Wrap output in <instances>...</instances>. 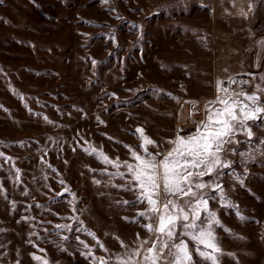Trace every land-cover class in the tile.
Wrapping results in <instances>:
<instances>
[{
    "label": "rangeland",
    "instance_id": "1",
    "mask_svg": "<svg viewBox=\"0 0 264 264\" xmlns=\"http://www.w3.org/2000/svg\"><path fill=\"white\" fill-rule=\"evenodd\" d=\"M248 4L0 0V152L15 164L0 167V264H38L31 253L48 264H89L78 251L83 246L77 235L94 246L96 256L105 258L124 251L115 237L134 246L137 233L141 238L148 235L129 222L145 206L117 204L134 200V194L112 187L123 181L114 178L109 184V176L101 171L116 169L84 149L91 144L113 159L131 160L123 145L140 151V140L131 133L141 126L167 150L166 141L177 128L184 129L181 135L195 131L193 121L204 118L203 106L215 98L218 78L247 80L249 92V85L264 89L261 76L241 66L251 58L246 28L251 22L245 20L252 19L250 12L247 18L236 13L240 8L248 11ZM258 94L264 101V91ZM186 100L200 107L187 121L183 114L189 106L181 109ZM252 131L251 141L240 134L241 143L235 146L251 159L229 154L235 161L232 170L244 178V185L225 176V189L246 219L210 201L223 225L235 234L216 230L224 252L235 253V258L223 256L221 264H264V124L255 123ZM41 150L47 152L43 161ZM15 168L20 169L19 180ZM65 186L76 193V212L68 203L70 195H57ZM71 216H79L109 251L84 233L55 229L56 224L80 227L68 219ZM65 235L67 241L61 239Z\"/></svg>",
    "mask_w": 264,
    "mask_h": 264
},
{
    "label": "snow or ice",
    "instance_id": "2",
    "mask_svg": "<svg viewBox=\"0 0 264 264\" xmlns=\"http://www.w3.org/2000/svg\"><path fill=\"white\" fill-rule=\"evenodd\" d=\"M104 3H108V0H104ZM235 3L236 0H232L233 7ZM252 7L253 5L249 3L248 11L240 8L236 14L247 18ZM259 43L264 47V39ZM246 75L254 76L253 73ZM261 80H264V76H261ZM248 84L247 80H237L232 76L227 80L218 78L215 82V98L206 101L203 106L204 118L193 121L195 131L181 135L184 129L177 128L175 136L166 141L169 145L167 150H161L160 145L148 136L141 126L136 127L131 133L140 140V151L130 145H123L128 149L131 160H120L119 157L113 159L102 148L98 149L91 144L84 149L87 154L94 156L105 166L111 165L116 169L114 172H108L105 167L101 171V174L109 176V184L114 178L123 181L121 184H111L112 187L134 194V200L117 201V204L145 206L131 220L128 217L123 219L139 224L148 233L144 238L137 233L134 246H129L119 237H115L124 251L110 255L108 258L96 256L94 246L77 235L76 241L83 246L82 249L78 248V251L89 260V264H221L225 255L235 258V253L224 252L216 230L220 228L230 235L235 236V234L223 225L218 210L210 207V201L218 203L220 208L234 209L240 220L246 219L240 215L238 205L230 199L225 189V176L241 186L244 185V178L232 170L235 161L229 158V154L239 155L242 160L251 159L248 153L237 151L235 146L241 143L237 137L243 134L248 141H251L253 125L257 122L264 124V101L258 94L264 89L249 85L253 89L249 92L244 87ZM168 95L180 103L178 97H172L171 93ZM184 105L189 106L187 113H182L186 121L194 112L200 111L196 101H183L182 110ZM43 119L48 121L46 116ZM116 142L120 143V141ZM150 146L155 151L150 150ZM41 151L43 161V156H46L47 152ZM8 163L15 167L12 157L0 152V167ZM122 168L124 171H121ZM90 170L95 171V169ZM15 173L16 180H19L20 169L15 168ZM206 177L208 179H205ZM93 182L97 185L101 183L100 180ZM59 183L64 184V181L61 180ZM0 193H4L2 187ZM64 193L72 197L68 203L72 205L73 212H76V193L65 186L63 192L57 195L62 196ZM22 194L28 195L27 192ZM22 219L28 218L22 217ZM68 219L78 222L81 226L73 229L71 224H56L55 229L84 233L92 238L102 251H109L95 232L83 227V221L79 216H71ZM142 220L146 222L142 223ZM2 231L4 229H0V232ZM45 231L47 232V229ZM54 234L60 235L59 232ZM235 238L243 239L238 236ZM61 239L67 241L69 237L65 235ZM29 243L33 242L29 241ZM33 247H36L35 243ZM57 247L67 251L61 244H57ZM39 251L45 250L39 249ZM30 255L38 264H48L43 257L35 253ZM194 256L199 257V260L194 259ZM16 264L20 262L17 261Z\"/></svg>",
    "mask_w": 264,
    "mask_h": 264
},
{
    "label": "crops",
    "instance_id": "3",
    "mask_svg": "<svg viewBox=\"0 0 264 264\" xmlns=\"http://www.w3.org/2000/svg\"><path fill=\"white\" fill-rule=\"evenodd\" d=\"M249 3L253 5L250 11L252 20L245 21L251 22L246 27L251 36L249 44L252 47L250 51L248 50L251 58L241 66L242 68L251 67L258 76H264V47H261L259 43L264 39V0H249Z\"/></svg>",
    "mask_w": 264,
    "mask_h": 264
},
{
    "label": "built area",
    "instance_id": "4",
    "mask_svg": "<svg viewBox=\"0 0 264 264\" xmlns=\"http://www.w3.org/2000/svg\"><path fill=\"white\" fill-rule=\"evenodd\" d=\"M237 80H240L239 78H237Z\"/></svg>",
    "mask_w": 264,
    "mask_h": 264
}]
</instances>
